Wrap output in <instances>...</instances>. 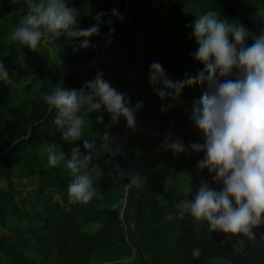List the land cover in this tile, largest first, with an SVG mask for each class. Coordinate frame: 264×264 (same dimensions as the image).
I'll list each match as a JSON object with an SVG mask.
<instances>
[{"label":"trees","instance_id":"1","mask_svg":"<svg viewBox=\"0 0 264 264\" xmlns=\"http://www.w3.org/2000/svg\"><path fill=\"white\" fill-rule=\"evenodd\" d=\"M67 2L80 13L75 28L86 29L97 23L96 13L104 14L99 35L87 38L95 47L74 52V43L84 37L50 34L35 51L11 41L8 36L26 14L27 0H0V61L10 74V83L0 81V176L7 183L0 198V228L7 232L0 233V264L51 263L54 256L63 264H264V225L253 229L255 239L233 236V243L244 240L242 250H236L227 243L229 234L210 231L207 221L196 222L189 214L166 219L169 213L175 214L185 188L195 190L202 180L216 190L223 187L212 181L207 169H198L205 153L167 158L157 147L169 132L189 143H203V133L193 123L181 133L182 123L166 126L149 118L148 106L141 101L134 131L123 116L110 129L116 137L113 147L121 146V152L113 156L101 149L102 154L94 156L86 169L102 198L94 197L88 204L70 203V170L63 164L50 166L44 146L55 143L66 158L76 146L86 152L84 139L95 138L100 148L110 114L104 108L91 112L81 140L68 142L54 123L56 110H50L42 98L61 81L65 88L79 90L103 71V78L126 93L134 106L141 96L155 92L148 82L153 62L161 63L173 80L186 74L195 77L203 70L204 65L192 56L198 50L192 25L199 17L210 9L219 10L222 18L249 30L246 44L250 46L253 36L264 34V15L259 14L264 0H135L130 17L124 0ZM155 2L166 13L158 12ZM112 9L124 19L113 15ZM152 13L162 23L155 21V29L147 32L142 25L152 21ZM140 34L141 51L136 41ZM129 65L135 67L132 76ZM205 88L200 84L185 88L180 99L190 95L191 104L198 105ZM100 116L103 123L98 122ZM129 171L140 172L143 180L130 183L121 175ZM31 179H35L33 203L25 207L18 201L14 182ZM11 234L22 238L14 241ZM195 248L201 250L199 258L192 255Z\"/></svg>","mask_w":264,"mask_h":264},{"label":"clouds","instance_id":"2","mask_svg":"<svg viewBox=\"0 0 264 264\" xmlns=\"http://www.w3.org/2000/svg\"><path fill=\"white\" fill-rule=\"evenodd\" d=\"M112 13L124 19L116 9H112ZM79 14L67 0H27V12L8 39L34 51L42 38H49V34L55 38L62 35L69 39L84 37L82 42L74 43V52L79 48L95 47L87 38L99 35L104 14L96 13L97 23L86 29L74 27ZM259 14L264 15V11ZM192 27L198 45L192 56L204 65L203 70L195 77L186 74L183 79L173 80L166 75L161 63L153 62L149 80L161 100L171 101L161 108L162 112L175 107L176 102L183 103L180 98L185 88L206 85L199 104L190 112V120L203 133L204 142L186 145L169 132L162 148L175 154L205 153L197 163L198 169H207L212 181L223 187L216 190L202 180L195 190L185 188L184 198L175 205V214L169 213L166 219L172 221L177 216L183 219L189 214L196 222L207 221L210 231L229 234L227 243L242 250L244 240L237 239L233 243L232 237L255 239L253 229L264 225V34L253 36L254 42L249 46L246 44L249 30L243 24L230 23L214 9L199 17ZM103 77L104 72L98 71L95 78L79 90L65 88L61 81L42 96L49 109L56 110L54 123L64 141L81 140L91 112L104 108L110 114L111 121L105 126L100 148L95 138L84 139L86 152L76 146L71 149L70 158H66L68 155L55 143L44 146L50 166L63 164L70 170L73 177L68 187L70 203L88 204L98 197L93 177L86 169L94 156L102 154L101 149L113 156L121 152V146L113 147L116 137L110 129L119 124L123 116L127 127L134 131L136 113L143 107L140 101L132 106L131 98ZM0 81L10 83L9 71L2 61ZM103 120V116L98 117V122L103 123ZM121 175H126L132 184L143 180L138 171L122 172ZM190 194L192 199L188 198ZM192 255L199 258L201 250L193 249Z\"/></svg>","mask_w":264,"mask_h":264},{"label":"rangeland","instance_id":"3","mask_svg":"<svg viewBox=\"0 0 264 264\" xmlns=\"http://www.w3.org/2000/svg\"><path fill=\"white\" fill-rule=\"evenodd\" d=\"M111 4V3H109ZM154 6L156 7V9L158 10V12L160 13H166L164 8L161 7L159 4H157L155 2ZM132 14V13H131ZM165 17H169V14H166ZM150 18H151V22H144V24L142 25L144 27V30H146L147 32H151L153 29H155V21L161 22L159 20L158 17L155 16L154 13L150 14ZM162 23V22H161ZM145 31V32H146ZM141 34L138 35L136 37V41L137 44L139 46V51H141ZM116 45V44H115ZM128 70H129V75L132 76L133 70H135V67L133 65H129L128 66ZM148 82H150V80H148ZM148 96V95H145ZM143 96H141V99L139 100L140 102L142 101L143 103H145L148 106L147 109V113H148V117L151 119H158L162 124L166 125V126H172L176 123H182V129H181V133L188 131L190 124L192 123L190 120V112L192 110V108L194 107L191 102H192V96H188L187 98H185V100L183 101V103H179L176 102L175 107H173L172 109L162 112L161 108L163 106L166 105V103L171 102V101H164L161 100L156 93L154 92V94H152V92L149 93V96L146 98H142ZM131 131V129H129ZM180 138L183 140V142L187 145L190 144L188 141H186L185 139L181 138L178 135H175V138ZM153 142V140H151L150 142H148V146ZM162 142H160L157 147L160 149L161 154L166 155L167 158H176L175 153H173L170 150H165L164 148H162ZM168 152H170V155L168 154ZM198 153L192 151L190 154L189 153H182L180 154L181 156L187 158L188 156L191 155H197ZM34 181L35 179H31L30 181H26V180H16L14 183L17 187V192H18V201L20 202V204L22 206L25 207H30L33 203V186H34ZM7 191V183L4 180V178H2L0 176V198L3 199L5 196V193ZM0 233H7L6 231H4L2 228H0ZM13 236L14 241L16 240H20L22 237L18 236L16 234H11ZM51 263L53 264H63L62 259L59 256H54L52 258ZM51 263H45L42 262L40 264H51ZM125 264H135L134 262H126Z\"/></svg>","mask_w":264,"mask_h":264},{"label":"built area","instance_id":"4","mask_svg":"<svg viewBox=\"0 0 264 264\" xmlns=\"http://www.w3.org/2000/svg\"><path fill=\"white\" fill-rule=\"evenodd\" d=\"M135 0H124V10L126 11L127 15L130 17L131 13H132V10H131V6H132V3L134 2Z\"/></svg>","mask_w":264,"mask_h":264},{"label":"water","instance_id":"5","mask_svg":"<svg viewBox=\"0 0 264 264\" xmlns=\"http://www.w3.org/2000/svg\"><path fill=\"white\" fill-rule=\"evenodd\" d=\"M119 6H120V2L118 1V3H117V8H116V9H118V8H119Z\"/></svg>","mask_w":264,"mask_h":264}]
</instances>
